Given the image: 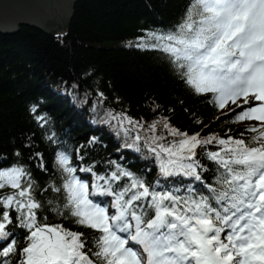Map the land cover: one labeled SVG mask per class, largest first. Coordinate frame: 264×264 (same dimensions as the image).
I'll list each match as a JSON object with an SVG mask.
<instances>
[{
	"label": "snow or ice",
	"instance_id": "6c2138e0",
	"mask_svg": "<svg viewBox=\"0 0 264 264\" xmlns=\"http://www.w3.org/2000/svg\"><path fill=\"white\" fill-rule=\"evenodd\" d=\"M136 40L135 47L160 52L194 94H210L209 103L231 123H255L239 137L202 136L203 129L182 132L167 116L146 126L126 110L105 109L102 121L123 134L122 147L147 149L160 177L190 181L183 188L150 183L111 159L97 172L95 161L77 165L72 151L60 147L53 167L61 182L41 189L56 194L46 209L26 166L0 167V264H264V0H191L174 29ZM106 100L97 90L92 110ZM37 110L30 112L44 128ZM46 140L60 144L55 133ZM81 148L75 153L83 162ZM198 149L213 166L210 180ZM35 155L46 172L43 155ZM78 172L89 173L91 184ZM96 196L111 200L104 206ZM45 211L90 229L93 239L46 223Z\"/></svg>",
	"mask_w": 264,
	"mask_h": 264
},
{
	"label": "trees",
	"instance_id": "16d2710c",
	"mask_svg": "<svg viewBox=\"0 0 264 264\" xmlns=\"http://www.w3.org/2000/svg\"><path fill=\"white\" fill-rule=\"evenodd\" d=\"M190 2L77 0L62 33L46 34L22 26L14 35H0V167L26 166L38 185L36 196L46 209L52 207L47 201L56 194L51 191L42 194L41 189L49 183L61 182L53 167L55 151L60 147L72 151L77 165L95 161L97 172L108 168L107 161L111 159L137 175L146 176L150 183L160 181L165 188H183L190 183L187 179L160 177L156 161L147 149L136 152L122 147L126 143L123 134L117 135L110 124L102 121L107 108L126 110L138 121L143 118L146 126L160 116H167L171 125L182 132L192 134L203 129L202 136L214 133L223 137L228 133L239 137L240 130L254 124L231 123L209 103L210 94L199 96L186 87L160 52L135 47L136 38L145 32L174 29ZM107 42L119 43L100 45ZM97 90L107 100L93 111ZM33 105L38 106L37 115L46 117L44 128L37 125L30 112ZM217 117L221 120L217 121ZM196 119L202 123L196 124ZM52 133L59 145L46 140ZM251 135L254 133H246L245 138ZM94 137L96 143L89 144ZM76 148H81L83 162L76 159ZM209 148L215 150L213 146ZM197 151L203 165L209 168L205 176L210 180L213 166L204 159L202 149ZM37 152L43 155L46 172L37 166ZM86 177L91 184V175L86 173ZM106 198L110 202L111 197ZM57 202L53 200L54 205ZM41 215L48 216L46 223L63 225L73 232L85 233L88 240L93 239L90 229L76 225L70 218L47 211ZM23 243L21 237L20 246Z\"/></svg>",
	"mask_w": 264,
	"mask_h": 264
},
{
	"label": "water",
	"instance_id": "95a60500",
	"mask_svg": "<svg viewBox=\"0 0 264 264\" xmlns=\"http://www.w3.org/2000/svg\"><path fill=\"white\" fill-rule=\"evenodd\" d=\"M77 0H0V35L10 36L22 26L46 34L62 33Z\"/></svg>",
	"mask_w": 264,
	"mask_h": 264
},
{
	"label": "rangeland",
	"instance_id": "374dc122",
	"mask_svg": "<svg viewBox=\"0 0 264 264\" xmlns=\"http://www.w3.org/2000/svg\"><path fill=\"white\" fill-rule=\"evenodd\" d=\"M119 42H107V43H103V44H100V45H108V44H118Z\"/></svg>",
	"mask_w": 264,
	"mask_h": 264
}]
</instances>
